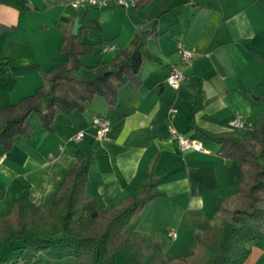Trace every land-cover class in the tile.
Returning <instances> with one entry per match:
<instances>
[{"label": "crops", "instance_id": "obj_1", "mask_svg": "<svg viewBox=\"0 0 264 264\" xmlns=\"http://www.w3.org/2000/svg\"><path fill=\"white\" fill-rule=\"evenodd\" d=\"M76 18L83 27L81 41L93 46L81 57L77 76L90 77L98 63L109 62L135 35L149 30L145 52L158 61L143 62L138 83L119 86L113 108L97 95L84 112L58 113L52 133L30 115L31 135L18 137L9 152L0 145V215L9 212L24 187L32 203L47 209L78 153L93 155L84 193L103 209L138 195L157 159L156 189L162 195L134 216L123 234L158 241L165 260L186 257L192 234L204 233L220 208L236 198L241 177L240 163L217 155L219 146L197 129L232 130L229 122L239 114L244 132H250L264 112V66L256 57H264V0H125L79 10L70 0H0V63L7 62L0 73V108L32 95L41 74L66 61L59 47ZM105 44L114 49L103 53ZM180 48L195 58L175 88L166 78L169 65L179 62ZM95 114L111 122L106 142L92 135ZM171 129L199 142L202 150L169 142ZM80 130L85 136L73 141ZM71 259L40 255L36 264H76ZM263 260L264 238L252 242L243 264Z\"/></svg>", "mask_w": 264, "mask_h": 264}, {"label": "trees", "instance_id": "obj_2", "mask_svg": "<svg viewBox=\"0 0 264 264\" xmlns=\"http://www.w3.org/2000/svg\"><path fill=\"white\" fill-rule=\"evenodd\" d=\"M82 28L80 25L76 35L71 30L64 33L59 51L66 61L42 73L41 85L32 95L0 108V145L5 152L12 149L18 137L31 135L30 115H36L45 131L52 133L58 113L84 112L85 105L97 95L103 97L108 108H113L119 86L127 80L138 83L143 62L158 61L145 52L146 39L153 32L149 30L135 35L130 46L120 49L109 62L98 63L90 77L77 76L76 72L83 67L81 57L93 52V46L80 39ZM256 57L264 66V57ZM6 70L7 62L0 63V73ZM261 98L264 101V94ZM197 130L219 146L217 155L240 163L236 197H241L245 206L236 209L220 227L206 226V233H193V249L186 261L243 264L252 242L264 238V112L250 132L226 130L213 134ZM92 158L93 155L77 154L76 164L69 169L47 209L32 203L27 188L22 189L9 212L0 215V249L20 242L16 247L18 257L15 261L0 257V264H36L40 255L53 261L74 258L76 264H115L120 255L125 257L124 264H172L163 258L158 241L123 234L127 223L162 195L156 189L157 159L138 195L126 196L103 209L95 198L84 193ZM103 217L105 222L98 229Z\"/></svg>", "mask_w": 264, "mask_h": 264}, {"label": "built area", "instance_id": "obj_3", "mask_svg": "<svg viewBox=\"0 0 264 264\" xmlns=\"http://www.w3.org/2000/svg\"><path fill=\"white\" fill-rule=\"evenodd\" d=\"M72 7L76 10L87 8H101L109 5H124L125 0H70ZM114 47L110 44H105L102 47L103 53L112 51ZM177 53L179 54V62L171 63L168 67V75L166 81L171 86L178 88L186 79L183 69L191 65L195 58V53L189 49L180 48ZM92 135L94 139L101 143L108 141L111 122L104 114H95L91 119ZM229 127L232 130L244 132L246 126L239 114H236L229 122ZM86 132L80 130L72 136L73 141H78L85 136ZM169 142L176 140L181 149H191L193 151H201L202 147L199 142L190 140L180 134L174 129H171L170 136L167 139Z\"/></svg>", "mask_w": 264, "mask_h": 264}, {"label": "rangeland", "instance_id": "obj_4", "mask_svg": "<svg viewBox=\"0 0 264 264\" xmlns=\"http://www.w3.org/2000/svg\"><path fill=\"white\" fill-rule=\"evenodd\" d=\"M244 206H245L244 200L241 197H236V199H233L229 203V205H227V206L224 207V209H220V211L218 212V214L216 216H214L207 223L206 226H209V228H212V227H214V228L220 227L223 224V222L228 221L230 219L231 214L236 209H241ZM104 222H105V217H103L100 220V222L98 224V229L101 226H103ZM206 231H207V227H205L204 233H206ZM16 245H17L16 242H11V243H8V245H4L2 247L4 250H2V253L0 252V254H1L0 257L1 258H5V259H7L9 261H15L16 258L18 257V250H16ZM186 257H182V258L175 259L173 261H170V263H172V264H190L188 261H186V260H188ZM251 257H252L251 259L254 258V256H251ZM122 259H125V257L124 256H121V255L120 256H117L116 263L115 264H124V263H121V260ZM71 260H73V259H71Z\"/></svg>", "mask_w": 264, "mask_h": 264}, {"label": "water", "instance_id": "obj_5", "mask_svg": "<svg viewBox=\"0 0 264 264\" xmlns=\"http://www.w3.org/2000/svg\"><path fill=\"white\" fill-rule=\"evenodd\" d=\"M79 23H78V19H74V22H73V25H72V29H71V33L73 35H76L78 33V30H79Z\"/></svg>", "mask_w": 264, "mask_h": 264}]
</instances>
